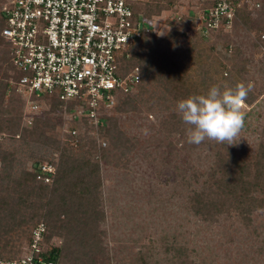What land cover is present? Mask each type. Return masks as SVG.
I'll return each instance as SVG.
<instances>
[{"label": "rangeland", "instance_id": "obj_1", "mask_svg": "<svg viewBox=\"0 0 264 264\" xmlns=\"http://www.w3.org/2000/svg\"><path fill=\"white\" fill-rule=\"evenodd\" d=\"M210 2L157 0L138 4V12L145 14L154 24L152 33L144 41L156 39L183 71L187 65L190 77L188 83L173 78L166 92L159 90L158 94L164 98L159 104L154 103L153 108L136 100L137 89L130 103L123 105L121 110L112 109L108 115L113 117V123H117L129 150L123 154L119 164L100 159L101 207L105 215L99 227L103 231L106 254L97 256L99 264H264V188L258 191L252 188L250 191L249 194L256 197L258 207L251 213V218L246 219L236 209L229 193L238 187L227 180L232 175L217 171L240 162L254 166L260 159V152H264V36L261 35L264 33V0H234L236 12L239 8L251 15L250 28L245 27L235 15L227 30L204 40L212 54L219 56L227 68L234 67L236 63L241 67V83L253 86L248 96L254 97L245 102L242 109L244 124L236 144L210 140L200 145L189 144L186 137L188 125L182 121L176 108L180 100L189 97H184L187 85L200 86L207 77L205 73L209 64L200 63L202 59L198 57L188 59L187 49L193 41L202 38L201 15ZM228 45L229 50L226 49ZM0 54L7 58L2 46ZM236 84L234 82L227 87ZM12 98L16 101L12 102ZM19 98L23 101L17 89L7 91L2 107L6 111L0 114V148L13 150L18 159L26 160L25 165H17L15 170H10L7 180L18 177L22 168L32 169L34 160L40 159V164H46L53 156L52 145L40 147L34 142L32 151L26 152L23 135L20 138L19 134L15 136L22 130L18 128L15 132L10 118L21 114ZM45 107L42 105L41 110L48 109ZM41 110L31 112L25 104L23 121L31 125L29 120L32 121L35 115L40 116L43 121L36 134L45 131L50 137L57 135L72 147L65 130L70 119L65 112L45 113ZM91 125L94 135L87 134L86 138L94 137L97 143L109 146L111 137L100 136L96 125ZM144 128L149 130L147 135L141 131ZM119 131L114 130L112 135L120 134ZM80 145L79 142L73 148L79 149ZM1 155L0 173L4 171ZM5 186L1 183L0 189H7ZM11 191L9 193L17 195V199L20 193L21 197H27L26 192L16 194ZM195 192L205 196V200L219 204L211 218L195 214L192 200ZM11 224L2 221L0 245L23 249L26 232L33 223L24 226L26 232L15 227L9 236L2 228ZM61 244V237L50 239V245Z\"/></svg>", "mask_w": 264, "mask_h": 264}, {"label": "trees", "instance_id": "obj_2", "mask_svg": "<svg viewBox=\"0 0 264 264\" xmlns=\"http://www.w3.org/2000/svg\"><path fill=\"white\" fill-rule=\"evenodd\" d=\"M155 1L157 0H149L146 4ZM135 10L138 12V6L135 7ZM236 17L245 27L250 28L252 17L248 12L238 8ZM4 23L5 21L0 15V46L3 47V52L7 57L5 58L3 54H0V114L6 111V109L2 110V107L5 104L4 99L7 91L16 90L17 85L13 82H16L20 77V71L13 65L8 45L1 35ZM222 31L218 30L210 35L215 36ZM201 35V39L193 41L192 46L188 47L187 53L188 59L193 60L198 57L202 59L200 63L209 64L205 73L207 77L200 82V86L192 87L193 83L187 85V93L184 92V97L192 96L194 93L195 95L204 94L205 90L208 92L212 86H228L234 82L241 83L239 81V76L243 72L240 70L241 67H238L236 63L234 67L227 68L226 63L219 56H214L208 46L205 45V38L211 36L203 33ZM261 35L264 36V33ZM226 49L229 50V45ZM132 51L134 57L124 59V62L126 69L136 65L141 68V81L138 84V93L134 96L138 102L153 108L154 103L159 104L164 98L158 94L160 93L159 90L166 92L173 78L188 83L190 76L187 65L184 64L185 69L183 71L180 65L173 60L172 55L165 51L164 46L156 42V39L153 38L150 42L137 43L132 47ZM5 62L9 63L10 66L8 64L6 66ZM132 97V95H120L115 108L123 109V105L134 99ZM250 98L247 96L245 102H250ZM19 99L17 102L21 108V114L10 118L11 125L15 127V132L18 128L22 130L21 133H15V136L19 134L18 138H20L23 135L24 151L26 152L32 151V143L34 142L40 147L52 145L53 156L56 154L57 157L52 156L48 162L55 166L56 171L51 183L37 178L41 173L40 159H37L33 161L32 169L22 168L18 177L14 176L13 179L7 180L10 176V170H15L17 165H25L26 160L25 158L18 159L13 150L4 151L0 148L1 158L4 161V171L0 173V184H6L5 187L7 188L0 189V229L2 221L12 223L9 226L6 225V228H2L5 229L4 233L10 236L15 227L25 231L24 226L33 223L29 231H25L27 237L23 249L17 250L16 247L12 249L8 248V245L5 247L0 245V260L14 259L25 253L30 246L32 227H35L40 221H44L47 228L42 249L46 259L53 260L56 264H99L96 259L97 256L106 254L102 239L103 231L99 227V222L105 215L101 207L100 159L103 158L110 163L119 164L121 162L123 154L126 155L129 150L126 141L122 140L123 133L117 129V123H113V117H103V124L99 125L98 133L100 136L111 137L110 145L104 147L101 143H97L94 137L86 138L85 135L94 133L93 125L88 120L82 122L68 120L67 128L69 130H79L81 145L79 149H75L57 135L50 137L45 131L36 134V131L41 128L43 119L35 115L32 124H26L23 121L25 102L21 98ZM11 100L12 102L16 101L15 98ZM42 103L46 109L48 108L47 110L43 109L45 113L63 110V103L55 95H47ZM45 124L49 125V122H45ZM49 126L55 127L53 124ZM114 130L119 131L120 134L112 135ZM67 137L71 138V135L67 134ZM259 158L254 166L240 162L237 165L229 164L217 170L224 174L228 173L226 176L232 175L227 180L238 185V187L233 188L234 190H229V193L232 195L236 209L246 219L251 218V213L258 207L256 197L250 195V191L252 188L257 191L264 188V152H260ZM215 182L217 184L216 179ZM9 191L16 194L19 191L26 192L27 197H21L22 193H20L17 199V195L9 193ZM192 200L195 214L202 215L206 219L211 218L212 213L219 208V204H215L213 200H205V196L203 197L197 192L193 194ZM28 209L30 211H25ZM53 236L61 237L62 244L50 245V239Z\"/></svg>", "mask_w": 264, "mask_h": 264}, {"label": "built area", "instance_id": "obj_3", "mask_svg": "<svg viewBox=\"0 0 264 264\" xmlns=\"http://www.w3.org/2000/svg\"><path fill=\"white\" fill-rule=\"evenodd\" d=\"M147 1L0 0L1 35L20 71L13 83L29 110L39 112L44 98L55 95L68 119L102 125L120 95H132L141 81L140 66L126 69L124 59L134 57L132 47L153 31V22L135 10ZM210 1L201 15L205 35L228 29L236 15L234 0ZM65 130L78 146L79 130ZM40 168L37 178L53 181L55 166L47 162ZM46 228L40 221L28 250L0 264H56L43 255Z\"/></svg>", "mask_w": 264, "mask_h": 264}, {"label": "clouds", "instance_id": "obj_4", "mask_svg": "<svg viewBox=\"0 0 264 264\" xmlns=\"http://www.w3.org/2000/svg\"><path fill=\"white\" fill-rule=\"evenodd\" d=\"M160 35H163L160 34ZM252 84L237 83L234 87L212 86L206 94L189 96L178 102L176 108L182 121L188 125L187 142L200 145L205 140L233 145L244 124V107ZM147 135L148 129H141Z\"/></svg>", "mask_w": 264, "mask_h": 264}]
</instances>
